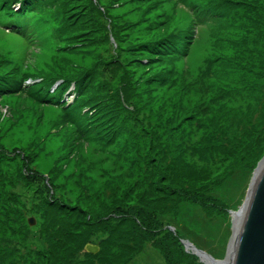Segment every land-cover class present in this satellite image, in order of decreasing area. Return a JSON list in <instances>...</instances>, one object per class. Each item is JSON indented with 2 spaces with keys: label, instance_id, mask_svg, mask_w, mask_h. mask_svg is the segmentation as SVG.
Masks as SVG:
<instances>
[{
  "label": "rangeland",
  "instance_id": "374dc122",
  "mask_svg": "<svg viewBox=\"0 0 264 264\" xmlns=\"http://www.w3.org/2000/svg\"><path fill=\"white\" fill-rule=\"evenodd\" d=\"M225 3L232 9L222 14ZM34 5L30 39L7 29L0 9V78L18 86L0 91V264L113 263L136 246L140 233L117 234L136 232L131 210L143 203L178 240L173 262H228L235 217L264 158V0ZM198 8L205 17L196 19ZM165 34L183 36L186 51L159 53ZM59 77L81 79L84 90L67 81L59 93ZM83 95L91 96L77 101ZM92 109L103 129L81 126ZM202 187L216 201L208 213L183 201ZM47 196L69 215L52 218ZM127 264L166 262L147 242Z\"/></svg>",
  "mask_w": 264,
  "mask_h": 264
},
{
  "label": "trees",
  "instance_id": "16d2710c",
  "mask_svg": "<svg viewBox=\"0 0 264 264\" xmlns=\"http://www.w3.org/2000/svg\"><path fill=\"white\" fill-rule=\"evenodd\" d=\"M35 2L36 0H0V9L3 12L4 15V22H5V27L7 29H12L13 33L16 35H19L20 37L24 38L27 37L28 39H30L32 37V33L34 32L33 30V24L34 22L32 21V16L34 13V8H35ZM230 3V2H228ZM225 3L223 5L222 9V14H226L228 12L231 11V7L228 6ZM217 6L212 7V10L210 12H208L209 15L211 16H215L217 13L215 12L217 10ZM220 10V8H219ZM195 11L198 13L195 15L196 19H200L202 17L206 16V8L202 9V11H199L198 9H195ZM6 19V20H5ZM33 22V23H32ZM4 25V24H3ZM164 37L166 39L163 40L160 39V42L157 44V50L159 51V53H174V52H181V51H186V42L183 38V36H175L172 37L169 36L167 37V34L164 35ZM182 54V53H181ZM9 77L4 76L3 78H0V91H7L9 89H17L18 86H11L8 85L6 83H4V80H7ZM60 78V83L57 86V90H59V93H62L65 88H67V81H72V88H74L75 92L77 91H81L83 88V83L81 81V79L79 78H72V77H59ZM3 82V83H2ZM84 90V88H83ZM91 95L85 96L83 95L82 97H79L77 99V101L83 102L86 101L88 97H90ZM76 101V99H75ZM77 102H74V104H76ZM89 105H91L89 103ZM82 109H86L88 108V104L81 107ZM87 111V110H86ZM95 110L92 109L89 112H87V114L85 115L84 118V122L86 124H83L81 126H85L84 129H93L96 130V127H100L99 122H93V112ZM91 114V115H90ZM93 123H92V122ZM101 128V127H100ZM103 129V127L101 128ZM104 133L108 136V138L112 139L111 136H114L115 134L118 133V128L115 124H111L109 123L104 131ZM103 133V134H104ZM162 159V158H161ZM174 166V165H172ZM163 171L165 170V172H167V175L169 176V179L171 181V183L173 182L172 179V175H174V169L172 170L171 167H166L162 169ZM155 171H157V168H155ZM161 176V175H160ZM174 177V176H173ZM161 180L164 179V176L160 177ZM149 189H153L154 192H162L164 191L161 187L157 186L156 184L154 185H150L148 187ZM148 195H151V193L149 192ZM191 195V196H189ZM151 197V196H149ZM188 197H192L191 199H188ZM159 201L160 199H156V200H152V201ZM163 200V199H161ZM193 201L196 202L201 208L202 210H204V212H209V206H208V202L212 203V205H216V201H214V199L210 198L209 195H207V191L205 187H202L200 190H194V191H189L187 193V197H184L183 201ZM43 201L46 203V206H49L52 209V218H58V215L55 214V210L62 212V216L66 217V215H69L68 211H71L68 207L64 206L59 199L55 198L54 196H47L43 198ZM44 203V204H45ZM145 203L141 204V210H131L132 214L136 213L137 221H135L134 226L138 229H136L134 231H130L127 233H118L117 235L119 237L122 236H130L132 239H135L136 237H138V233H140L141 235L140 238H136L138 239L137 243H135V247L132 249V251H130L129 254H124L121 255L120 257H118V259L116 261H114L113 263H107V264H127L136 254H138L140 252V250L142 249V246L145 243H150L153 248L155 250H157L161 256L163 257L164 261L166 262V264H179L176 262H173L170 258V255L173 257H177L180 258L181 254H180V249H179V244H178V240L176 239V237H174L173 235H170L168 232H162L161 233V229H157V221L155 220V214L156 211L155 210H151L149 207L144 206ZM220 207V205L218 206ZM175 209V206H174ZM68 210V211H66ZM170 210V209H168ZM112 212H108L109 215L113 216L112 218L116 219L114 220L115 222H117L116 226L120 227L121 225H123L125 222V218L122 215H117V213L120 212L119 208H112L111 209ZM171 212L173 210H170ZM116 214V215H115ZM138 214V215H137ZM132 217H134L132 215ZM112 232H115L113 229L110 230V234ZM128 248V247H127ZM100 260V259H99ZM106 261V260H105ZM100 262H104V259L101 258ZM184 264V263H183Z\"/></svg>",
  "mask_w": 264,
  "mask_h": 264
},
{
  "label": "water",
  "instance_id": "95a60500",
  "mask_svg": "<svg viewBox=\"0 0 264 264\" xmlns=\"http://www.w3.org/2000/svg\"><path fill=\"white\" fill-rule=\"evenodd\" d=\"M239 216L241 218L229 251V261L226 259L223 262L224 258L213 264H264V158L256 168ZM182 245L189 248L186 243ZM85 251L94 254L97 249L86 246ZM195 254L203 257L199 252Z\"/></svg>",
  "mask_w": 264,
  "mask_h": 264
},
{
  "label": "bare ground",
  "instance_id": "6f19581e",
  "mask_svg": "<svg viewBox=\"0 0 264 264\" xmlns=\"http://www.w3.org/2000/svg\"><path fill=\"white\" fill-rule=\"evenodd\" d=\"M237 216V215H236ZM241 217L239 216V217H235V221H234V225L236 226L235 227V232L237 233V231H238V223H239V219H240ZM200 221V220H199ZM236 233H235V235H236ZM234 238H233V240H232V242H231V245H230V248H229V251H230V249H231V247L233 246L232 245V243H234Z\"/></svg>",
  "mask_w": 264,
  "mask_h": 264
},
{
  "label": "crops",
  "instance_id": "0c3cea01",
  "mask_svg": "<svg viewBox=\"0 0 264 264\" xmlns=\"http://www.w3.org/2000/svg\"><path fill=\"white\" fill-rule=\"evenodd\" d=\"M141 251V250H140ZM137 255V254H136Z\"/></svg>",
  "mask_w": 264,
  "mask_h": 264
}]
</instances>
